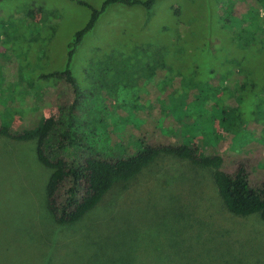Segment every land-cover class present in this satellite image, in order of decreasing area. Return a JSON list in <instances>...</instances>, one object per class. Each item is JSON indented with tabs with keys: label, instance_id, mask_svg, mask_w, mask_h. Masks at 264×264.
Listing matches in <instances>:
<instances>
[{
	"label": "rangeland",
	"instance_id": "374dc122",
	"mask_svg": "<svg viewBox=\"0 0 264 264\" xmlns=\"http://www.w3.org/2000/svg\"><path fill=\"white\" fill-rule=\"evenodd\" d=\"M103 2L0 1L5 96L53 86L55 78L39 77L65 67L67 45L91 7L99 10ZM147 65L159 67L158 73L171 66L204 77L232 69L250 75L258 84L241 106L245 135L250 149L261 147L255 158H264V106L254 99L264 94V0H157L150 9L110 5L83 37L70 69L93 113L102 116L100 105L110 92L106 96L124 115L132 95L142 91L136 82L150 79ZM22 95L9 96L11 107L22 103L21 114H29ZM66 101L48 96L43 116L58 120ZM35 125L27 119L13 130ZM49 174L36 159L34 141L0 137V264H264L260 217L229 213L210 172L185 160L159 156L135 179L116 185L96 211L64 227L51 222L44 205ZM253 180L264 182V171L257 169Z\"/></svg>",
	"mask_w": 264,
	"mask_h": 264
},
{
	"label": "trees",
	"instance_id": "16d2710c",
	"mask_svg": "<svg viewBox=\"0 0 264 264\" xmlns=\"http://www.w3.org/2000/svg\"><path fill=\"white\" fill-rule=\"evenodd\" d=\"M156 1L104 0L99 10L91 7L89 20L67 45L65 67L39 77L55 78L53 86L7 96L0 89V137L34 141L37 161L50 170L43 187L46 212L60 227L82 221L116 185L135 179L161 155L208 170L229 213L243 218L258 215L264 223V182L253 180L257 169L264 171V158H255L261 147L250 149L241 108L246 92L258 84L250 75L239 76L232 69L204 77L198 71L180 72L171 66H161L158 73L159 67L154 70L147 65L150 79L136 82L143 85L142 91L132 95L133 103L127 104L130 112L124 115L117 112L112 96H106L110 92L103 96L108 103L102 101L100 116L76 89L72 59L104 10L118 3L150 9ZM15 94L26 98L29 114L22 115V103L11 107L9 96ZM48 96L67 100L58 107V120L43 116L50 107ZM254 99L264 106L262 92ZM27 119L36 125L15 133V124Z\"/></svg>",
	"mask_w": 264,
	"mask_h": 264
}]
</instances>
